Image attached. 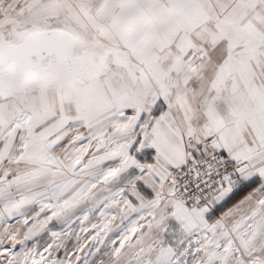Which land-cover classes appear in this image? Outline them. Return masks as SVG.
<instances>
[{
	"label": "snow or ice",
	"instance_id": "1",
	"mask_svg": "<svg viewBox=\"0 0 264 264\" xmlns=\"http://www.w3.org/2000/svg\"><path fill=\"white\" fill-rule=\"evenodd\" d=\"M0 264H264V0H0Z\"/></svg>",
	"mask_w": 264,
	"mask_h": 264
}]
</instances>
